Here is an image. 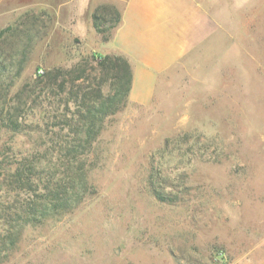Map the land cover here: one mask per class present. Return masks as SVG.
Returning a JSON list of instances; mask_svg holds the SVG:
<instances>
[{
	"label": "rangeland",
	"instance_id": "374dc122",
	"mask_svg": "<svg viewBox=\"0 0 264 264\" xmlns=\"http://www.w3.org/2000/svg\"><path fill=\"white\" fill-rule=\"evenodd\" d=\"M104 1L88 15L121 9ZM66 19L61 0H0V115L18 125L0 120V264H264V11L205 78L119 102L88 143L71 127L114 92L97 59L111 31ZM54 68L62 88H35Z\"/></svg>",
	"mask_w": 264,
	"mask_h": 264
},
{
	"label": "crops",
	"instance_id": "0c3cea01",
	"mask_svg": "<svg viewBox=\"0 0 264 264\" xmlns=\"http://www.w3.org/2000/svg\"><path fill=\"white\" fill-rule=\"evenodd\" d=\"M120 20L97 50L121 56L129 64L127 102L150 105L167 81L178 76L203 79L237 46L245 26L264 11V0H119ZM92 0H61L72 24V12L88 15ZM106 2L97 0V5ZM95 4V5H96ZM94 5V4H93Z\"/></svg>",
	"mask_w": 264,
	"mask_h": 264
},
{
	"label": "trees",
	"instance_id": "16d2710c",
	"mask_svg": "<svg viewBox=\"0 0 264 264\" xmlns=\"http://www.w3.org/2000/svg\"><path fill=\"white\" fill-rule=\"evenodd\" d=\"M101 7L95 8L92 12V21L93 26L96 29L98 33L101 35L110 29L111 33L105 35L103 39H106L107 36H110L112 34V31L114 28L118 25L120 20V10H116L115 8L112 9V12H110L111 16H109V13L101 12L99 11ZM109 16V19L112 21L111 27L109 29L105 28V21H107V17ZM10 27H7L5 29H8ZM4 29L1 31L3 32ZM0 32V33H1ZM98 59V65L100 67L101 76H99L100 79L103 80H109L111 88H114L113 94H108V97L105 100L96 101L94 103L87 102L82 103L81 106L85 107V112L81 114L80 112V119L82 124L80 126L74 124V127H71V130L74 132L75 135L78 136V133H84V139L83 142L88 143L91 141V139H94L95 134L97 133V129L94 127V119L101 118L103 115L111 114L116 109V104H118L121 101H126L127 99V91L130 84V70H129V64L125 61L124 58L120 56H112L108 54H101L99 55ZM6 65L3 64L0 60V96L4 95V92L9 87L10 83L6 82V78H2V74H5L7 72ZM64 71L61 68H54L52 70H43L42 73H39L36 76V79L34 80V87L38 88L40 87V91L47 86L56 85L59 89L62 88V85L64 84ZM61 77V78H60ZM61 79L60 81H57L58 79ZM92 92V91H90ZM76 93V92H75ZM39 93L36 94V97ZM73 94V93H72ZM99 91L96 93V96H99ZM10 113L7 112V116L3 117L0 115L1 122L5 123L4 125L6 127H9L10 129L16 130L18 128V125H15L9 116ZM87 119V120H86ZM80 184L84 187L85 179L83 177H80ZM68 183V180H66V184ZM55 195L58 194V191L54 192ZM76 197H79L80 195L74 194ZM69 198L67 201L64 199L62 203H60L62 207H68L69 204ZM38 205H42V209H46V203H39ZM36 211V206L34 209V212Z\"/></svg>",
	"mask_w": 264,
	"mask_h": 264
}]
</instances>
